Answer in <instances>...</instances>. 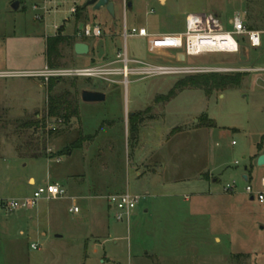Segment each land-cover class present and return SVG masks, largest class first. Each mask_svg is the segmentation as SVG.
<instances>
[{
	"label": "rangeland",
	"instance_id": "1",
	"mask_svg": "<svg viewBox=\"0 0 264 264\" xmlns=\"http://www.w3.org/2000/svg\"><path fill=\"white\" fill-rule=\"evenodd\" d=\"M13 1L0 0L1 69L41 68L45 37L55 32L71 39L60 48L58 67L47 65L50 69L90 67L88 57L76 58L73 46L96 41L104 58L120 55L121 63L112 67L118 70L126 57L155 66L234 69L210 73L245 78L237 90L207 97L189 89L169 103L163 99L178 81L205 73L130 75L127 83L122 76L107 77L116 84L59 78L52 94H68L79 107V120L69 123L47 117L44 80L0 79V139L9 140L20 155L50 158L24 161V173L35 176L37 189L50 181L66 191L64 199L42 200L36 209L21 213L24 220L11 230L12 237L4 238L0 231V264H264V215L246 194L248 185L259 190L264 178V167L257 165L264 155V33L260 49L244 44L239 54L183 61L173 50L149 53L148 39L124 37L125 29L133 28L151 35L184 32L189 14L215 15L227 29L240 17L249 29L264 32V0H129L132 8L117 5L114 17L87 7L89 0H69L44 22L35 20L32 0H23L26 4L17 12L11 9ZM72 7L80 13L78 21L77 13L69 12ZM94 25L104 30L102 38L78 37ZM249 68L257 71L244 72ZM12 83L21 85V91L38 88L32 111L12 110L19 103L18 97L6 96ZM83 91H108V96L105 102L87 104ZM34 121L39 125L24 127ZM210 121L217 127H208ZM126 125L136 139L126 137ZM81 135L94 139L68 157L65 151ZM68 175L81 180L80 189L68 182ZM122 192L141 199L129 223L117 222L107 205L108 196ZM92 203L99 207L95 213L90 212ZM75 206L79 214L70 211ZM49 209L56 213L46 215ZM3 216L0 224L8 219Z\"/></svg>",
	"mask_w": 264,
	"mask_h": 264
},
{
	"label": "built area",
	"instance_id": "2",
	"mask_svg": "<svg viewBox=\"0 0 264 264\" xmlns=\"http://www.w3.org/2000/svg\"><path fill=\"white\" fill-rule=\"evenodd\" d=\"M24 2V1H23ZM26 4V2H24ZM31 9L36 13L35 20L42 21L49 11L45 6L40 7L38 4H31ZM42 12V14H40ZM76 13V9H72ZM231 28L227 29L221 20L212 14H189L185 19V31L167 35H151L145 28H133L130 32L126 29L124 37H138L148 39V51L151 54L163 50H173L183 54L185 59L196 58L208 54H239L242 45L247 44L251 49H260L262 47V35L264 32L249 29L245 22L236 17L229 22ZM103 36V29L100 25L87 27L84 30L83 37L98 39ZM118 55V61H120ZM124 67L121 70L112 68L116 62L101 67H91L82 69H50L44 68L39 72L29 73H12L0 72V78H37L49 83L50 79L59 78H86L100 79L116 84L111 78L122 76L127 83L130 75H149V76H175L190 73L210 72H234V69L226 68H190L177 66H155L136 60H128L126 57L122 61ZM129 64L138 65L130 68ZM255 69L244 70V72H256ZM209 72V73H207ZM111 77V78H107ZM233 145L235 143L233 142ZM249 181V178H248ZM247 181V182H248ZM232 186H227V190ZM246 194L251 196L260 206L264 215V178L260 182V189L257 190L251 185L246 187ZM66 197V191L58 184L47 183L29 197L23 199H4L0 200V214L10 215L20 211H32L36 209L42 200L56 201ZM110 210L115 212L114 218L117 222L123 223L130 221L134 211L139 205L141 199L133 196L129 192L110 195L106 198ZM79 213L78 207L70 210ZM36 250V246L32 247Z\"/></svg>",
	"mask_w": 264,
	"mask_h": 264
},
{
	"label": "crops",
	"instance_id": "3",
	"mask_svg": "<svg viewBox=\"0 0 264 264\" xmlns=\"http://www.w3.org/2000/svg\"><path fill=\"white\" fill-rule=\"evenodd\" d=\"M35 1L36 0H32L33 3H36ZM41 1H42V4H39V6L40 7L45 6L46 9L49 11V13L46 15V17L58 14L60 8H62L63 6L65 7L66 5L69 4V0H41ZM110 1L114 4L115 10H116L117 5L121 6L124 10H126L127 8H132V4L129 2V0H110ZM159 1L161 2V0H159ZM14 2L15 1H13L12 4ZM21 6H20V8H21ZM52 8H53V10H51ZM72 9H74V7H72L69 10V12L71 14H74V13H72ZM40 14H42V12H40ZM46 17H45V19H46ZM44 20H42V22H44ZM62 28H64V27H61V28L55 27V30L61 29V31H63ZM104 33L105 32L103 30V35H104ZM175 33H180V32H175ZM63 36H65V35H63ZM51 37H55V32L51 36L45 37V51L43 54L44 55L43 62H42L43 64H42V66H40L41 68L29 69V70H25V71H18V70H14L11 68L9 69L6 67L5 68L2 67L3 69L0 68V70H2V72H12V73L13 72L14 73H29V72L42 71L47 66L46 42H47V39L51 38ZM65 37L70 38V36H65ZM78 37L85 38V37H83L82 33H78ZM86 39H92V38H86ZM77 43H81V42L76 41L74 43V46ZM86 44L90 48L88 55L77 56L75 54V52H74V54H75L76 58H81V57H88L89 58L88 61L92 65L90 67H87V68L101 67V66H105V65H108L110 63H113V62H116V64L119 63L118 57H117V59H109L107 57L104 58L102 56L103 54H101V50H100L101 46H99V44L96 41H92V42H89ZM74 46H73V51H74ZM177 57L181 61L187 60V59H185L183 54H181L180 52H177ZM249 69H251V68H249ZM21 87H22L21 85H17V84H13V83L9 84V88H8V91L6 92V96L10 97V98H16V97L19 98V100H18L19 103L18 104L15 103L14 108L12 107V110L16 111L19 108V110L32 111V109L35 108L34 106L36 105V102H37V96H38V92H39L38 88L28 87L25 89L23 88L22 91L17 90V89H21ZM101 93H104L106 95V98H107L108 91H104ZM23 98H24V100H23ZM139 112H141V111H139ZM133 117H134L133 119H135V114L133 115ZM1 126L2 125L0 123V127ZM128 128H129V126L126 125V137L129 135V129ZM134 138L136 139V137H134ZM67 155H68V157H71L73 155V152L68 153ZM43 158H46V160L50 159L47 156H37V155L23 156V155H20V153H18L16 151V148H14V146L12 144H10V141L7 140L5 137H2L0 139V200L9 199V198L10 199H23V198L29 197L28 195H29L30 191L35 192L37 189V182H36L35 176H33L32 174H29V176H28L24 173V170L28 167V165L26 163H24V161H27V159L37 160V159H43ZM66 179L68 180L69 183L71 182L73 184V186L78 187V189L81 188V180H77L75 175H72V176L68 175L66 177ZM47 183H51V182L45 181L44 185H46ZM54 184H57V183H54ZM26 186H27V189H26ZM74 197H73V199L76 198V197L75 198ZM90 198L92 199V197H90ZM251 201H254V199L252 200V197H251ZM95 205H96V203H92V205L90 207L91 213H95V211L99 208L98 205H96V206ZM23 212H27V211L15 212V213H12L10 215H6V216L4 215L3 216V218H8V219L3 220L0 224V225H2L0 231H1L2 235L4 236V238L5 237H12L13 229H16L17 227H19L21 225V222L24 220L23 219L24 216L21 214ZM54 213H56L54 210L49 209L46 212V215L52 216ZM79 213H80V209H79ZM23 234H24V232L21 231L20 235H23ZM44 236L46 237V234H44Z\"/></svg>",
	"mask_w": 264,
	"mask_h": 264
},
{
	"label": "trees",
	"instance_id": "4",
	"mask_svg": "<svg viewBox=\"0 0 264 264\" xmlns=\"http://www.w3.org/2000/svg\"><path fill=\"white\" fill-rule=\"evenodd\" d=\"M21 5L23 4V0ZM82 10V9H81ZM77 21L80 19V13L77 10ZM71 38L65 37L60 33L55 37L47 39L46 42V60L47 65L50 68H56L59 65V61L62 57L61 46L66 42L70 41ZM245 75L241 73L235 74H219V73H209L202 75H191L180 81H178L173 89L170 91L167 97H165V102L169 103L175 99L182 92L189 89H199L202 90L207 97H210L216 92H223L228 90H237L242 86L243 79ZM61 82V79H50L48 83V93H49V103L47 110V117L61 121L63 123H69L72 119L79 120V107L77 103H72L68 100V94L64 95H53L54 87ZM39 121H34L31 123L24 124L25 128H31L38 126ZM208 127H216L213 121L207 124ZM94 137H86L81 135L80 138L75 141L71 146L65 151L66 154L73 152L76 149H81L85 142L93 141ZM45 156V155H41ZM250 179V178H249Z\"/></svg>",
	"mask_w": 264,
	"mask_h": 264
},
{
	"label": "water",
	"instance_id": "5",
	"mask_svg": "<svg viewBox=\"0 0 264 264\" xmlns=\"http://www.w3.org/2000/svg\"><path fill=\"white\" fill-rule=\"evenodd\" d=\"M21 1L17 0L11 5L12 11L17 12L20 9ZM87 7H92L94 10L99 11L101 9H106L107 12L115 16L114 4L110 0H89L87 2ZM90 48L85 43H77L74 46V52L77 56H86L89 54ZM82 102L84 103H101L106 101V95L101 92L96 91H83L81 94ZM259 167H264V155L260 156L257 161ZM248 168H245V172ZM243 179L247 182L248 177L245 175ZM253 200V198H252Z\"/></svg>",
	"mask_w": 264,
	"mask_h": 264
},
{
	"label": "flooded vegetation",
	"instance_id": "6",
	"mask_svg": "<svg viewBox=\"0 0 264 264\" xmlns=\"http://www.w3.org/2000/svg\"><path fill=\"white\" fill-rule=\"evenodd\" d=\"M137 135H136V133L135 132H131L130 134H129V138H131V137H136Z\"/></svg>",
	"mask_w": 264,
	"mask_h": 264
}]
</instances>
